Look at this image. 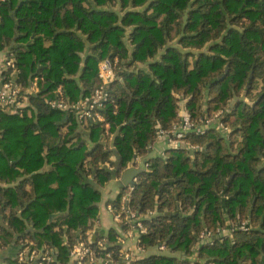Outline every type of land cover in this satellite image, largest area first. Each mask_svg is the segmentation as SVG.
Segmentation results:
<instances>
[{
  "label": "trees",
  "instance_id": "16d2710c",
  "mask_svg": "<svg viewBox=\"0 0 264 264\" xmlns=\"http://www.w3.org/2000/svg\"><path fill=\"white\" fill-rule=\"evenodd\" d=\"M5 47L17 82L43 80L22 113H0L2 244L19 233V241L54 244L68 262L66 232L83 235L95 219L115 149L119 173L135 155L148 157L128 203L140 214L155 211L142 243L187 255L153 254L139 264H264V0H0ZM115 57L121 69L103 111L111 148L104 123L81 122L46 99L60 84L71 101L91 93L99 63ZM182 106L195 121L223 110L229 131L215 122L186 135L195 147L165 144V155L149 157L157 128L170 129ZM127 191L109 204L120 209ZM242 221L248 230L200 246L188 261L202 230ZM30 223L41 231H28Z\"/></svg>",
  "mask_w": 264,
  "mask_h": 264
},
{
  "label": "built area",
  "instance_id": "2783aa9c",
  "mask_svg": "<svg viewBox=\"0 0 264 264\" xmlns=\"http://www.w3.org/2000/svg\"><path fill=\"white\" fill-rule=\"evenodd\" d=\"M8 49V48H7ZM121 69L120 59L106 58L99 63L100 83L89 94L83 96L77 101H71L65 93L64 86L58 85L54 91V96L46 99L47 104L52 109L67 111L73 113L81 122H98L105 124L107 142L112 145L115 134L110 131V125L106 122L104 109L110 99V87L118 79V73ZM6 72L14 76V79H7ZM19 69L16 65L14 55L8 49L7 55L0 60V113L17 114L22 113L26 107L31 105V96L41 92L40 81L43 78L34 77L29 83L22 84L17 82L15 77ZM224 114L223 110L215 113L213 117L204 116L195 121L189 111L182 106L180 109L179 120L176 121L170 129L158 127L156 131V141H163L170 148L195 147L185 141L188 133L203 134L205 128L213 123H217L219 129L229 131L228 127L220 120ZM113 148V146H111ZM112 161L116 160L115 156L111 157ZM142 155H135L134 164L142 162ZM144 168L148 163L143 161ZM106 166L115 170L109 162ZM138 176L134 179L133 184L127 186V192L122 197V205L117 209L109 204V209L113 214V221L116 228L115 238L112 240L109 234L98 235L97 230L92 228L86 231L78 238L75 237L73 243L69 242L66 237L64 244L68 250V262L64 263L60 257V250L48 244H40L37 239L24 237L19 241V250L17 253L16 264H139V260L145 258L149 248L142 243V236L147 234L148 226L144 222L155 214V211L149 210L140 214L137 210L128 205L131 191L134 189ZM236 228L248 230L250 228L247 221H242L237 227H217L216 230L204 229L197 235V242L193 247V255L188 261L197 260V253L202 245H214L217 241H223L225 238H233V232ZM1 232V230H0ZM135 241L129 244V241ZM2 239L0 237V245ZM116 245L119 252L116 255L109 247ZM163 252L166 251L167 245L164 242L156 245Z\"/></svg>",
  "mask_w": 264,
  "mask_h": 264
},
{
  "label": "crops",
  "instance_id": "0c3cea01",
  "mask_svg": "<svg viewBox=\"0 0 264 264\" xmlns=\"http://www.w3.org/2000/svg\"><path fill=\"white\" fill-rule=\"evenodd\" d=\"M7 51H8L7 47H5L3 50H0V60H2L7 55ZM91 145L92 143L89 142L90 148H91ZM164 146H165V143L163 141H156L154 144V148L150 152V156L149 155L148 156L152 157V156L165 155V152L163 150ZM145 158H148V157L142 156V159L144 162L146 161ZM116 161H117V156H116ZM143 161L138 162L137 164H134V162H131L125 170L121 171L120 173L118 171L116 175L112 177L111 180H109L102 188H100L101 197L96 204L97 214L94 217L95 219L90 221L85 232L94 228L97 230L98 235H104V234H109V231L115 227V224L113 221V214L108 207L109 201L118 197L121 190L130 184V183H125L123 181L124 173L130 169H136V170L142 169L143 170L144 169ZM50 167H51L50 165H47L45 168L48 169ZM39 172H42V170H40ZM137 176L138 175L132 174L130 176L129 181L131 182L134 181V179ZM18 182L19 180L16 182V184ZM0 186L5 187L7 186V184L0 182ZM60 214L63 215L64 213H57L54 215V218L55 219L58 218ZM92 223L93 225L90 226ZM55 229H58V227H56ZM27 230L30 232H34V233L41 231V229H36L31 223L28 225ZM19 235H20L19 233H13V236L9 240H5L4 243L0 245V264H13V262H16L17 253L20 247L19 246ZM69 235H73L74 237L78 238L82 234L80 233V230L79 231L69 230L66 232L65 238L68 237ZM134 243H135L134 240L129 241V244H134ZM50 246L56 247L58 249V247L55 246L54 244H50ZM153 254H156V255L163 254V255L172 256V257H175L178 261H183L187 259V255L184 252H174V251H169V250L161 252L157 246H153L149 248L145 257H148ZM199 261L202 264H205V259L201 258L199 259Z\"/></svg>",
  "mask_w": 264,
  "mask_h": 264
},
{
  "label": "water",
  "instance_id": "95a60500",
  "mask_svg": "<svg viewBox=\"0 0 264 264\" xmlns=\"http://www.w3.org/2000/svg\"><path fill=\"white\" fill-rule=\"evenodd\" d=\"M228 68H229V66L226 67V69H225L226 72L228 71ZM247 86H248V85H247ZM114 152H115V154H116V156H117V161H116V169H115V171L113 172V176H115L116 173L120 170V165H121V157H120V155L118 154V152H117L116 150H114ZM142 172H143L142 169H140V170H136V169H130V170H127V171L124 173L123 181H124L125 183L133 184V181H132V182L129 181V180H130V176H131L132 174H134V175H139V174H141ZM161 187H162V185H161Z\"/></svg>",
  "mask_w": 264,
  "mask_h": 264
},
{
  "label": "rangeland",
  "instance_id": "374dc122",
  "mask_svg": "<svg viewBox=\"0 0 264 264\" xmlns=\"http://www.w3.org/2000/svg\"><path fill=\"white\" fill-rule=\"evenodd\" d=\"M233 104V103H232Z\"/></svg>",
  "mask_w": 264,
  "mask_h": 264
}]
</instances>
